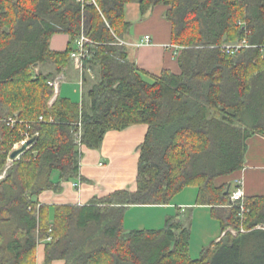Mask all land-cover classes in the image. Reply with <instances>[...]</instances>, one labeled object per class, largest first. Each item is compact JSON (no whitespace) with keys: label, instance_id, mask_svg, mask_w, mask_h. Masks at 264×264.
I'll list each match as a JSON object with an SVG mask.
<instances>
[{"label":"trees","instance_id":"16d2710c","mask_svg":"<svg viewBox=\"0 0 264 264\" xmlns=\"http://www.w3.org/2000/svg\"><path fill=\"white\" fill-rule=\"evenodd\" d=\"M133 1L0 0V264H36L40 243L46 264H264V195L245 197L240 216L225 194L229 183L215 185L242 168L247 139L264 135V0H137L142 16L166 7L171 43L181 47L180 72L158 77L117 43L130 28L124 9ZM81 33L96 44L84 67L98 80L80 104L57 96L49 105L47 82L70 64ZM55 34L69 37L65 51L50 50ZM242 40L249 47L221 52ZM47 62L52 73L35 72ZM13 116L22 123L9 127ZM133 125L147 126L136 189L56 207L50 223L36 198L59 189L52 174L85 181L82 147L97 150L107 132ZM24 132L35 141L7 166ZM187 187L197 188L198 205L213 207L223 231L236 233L192 260L179 214L157 231L124 232L128 207L170 205Z\"/></svg>","mask_w":264,"mask_h":264},{"label":"crops","instance_id":"0c3cea01","mask_svg":"<svg viewBox=\"0 0 264 264\" xmlns=\"http://www.w3.org/2000/svg\"><path fill=\"white\" fill-rule=\"evenodd\" d=\"M165 11L166 7L159 5L142 16L137 0L127 4L124 9V21L130 24L123 40L128 58L140 70L154 77L160 76L164 71L174 74L180 72L177 62L178 54L176 55L169 47L173 45L171 43V25L165 18ZM145 36L150 37L149 44L142 43ZM68 42L67 35L55 34L50 38L49 48L53 52H63L67 49ZM34 70L36 73H52L53 66L47 62ZM56 76H62L59 79L57 96L61 97L62 83L72 80L79 85L82 98L88 83L82 84L83 91L80 90L82 77L71 59L70 64ZM56 76L51 80L57 79ZM80 102L81 100L77 103L80 104ZM146 132V125H133L121 131L107 132L97 150L82 147L80 176L85 181L59 182L58 173H53L51 181L53 184L59 183V189L46 190L36 198L39 205L47 209L50 223L53 222L56 207H83L93 199L102 198L114 191L124 189L134 191L139 158L138 148L142 144ZM225 183H229L231 191L236 187H241L244 198L264 195L263 134L255 133L247 139L243 165L239 171L215 181L216 186ZM197 193L196 187H187L173 199L170 205L128 207L123 216L124 232L160 230L164 227L168 217L184 214L186 211L183 212L182 209L189 210L188 213L192 215V258H190L192 260L199 259L205 249L212 251L216 247L222 240L225 231L222 230L220 220L215 216L213 207L196 203ZM190 241L191 238H189V253ZM43 250V245L38 244L36 264H46L44 263ZM198 255L199 257L196 258ZM50 264H64V262L54 261Z\"/></svg>","mask_w":264,"mask_h":264},{"label":"built area","instance_id":"2783aa9c","mask_svg":"<svg viewBox=\"0 0 264 264\" xmlns=\"http://www.w3.org/2000/svg\"><path fill=\"white\" fill-rule=\"evenodd\" d=\"M77 2L83 3L84 0H76ZM94 2V0H92ZM239 24V23H238ZM118 45H124L123 40H117ZM142 43L144 44H149L150 43V37L145 36L142 40ZM96 46V44L91 41L89 38H87L84 33H81L78 38L75 39L74 41V48L73 51L70 53V59L72 60L74 67L76 68L77 71L80 72L81 77L83 74H89L91 76V71L89 69H85L84 67V62L90 58L91 51L92 49ZM170 49H172L173 52L178 54V52L181 50V47L176 46V45H170ZM249 47L248 43L246 40H242L240 42H235V43H229V44H223L220 49L221 52L225 55H234L238 51L242 50L243 48ZM93 76H91L92 78ZM48 86L52 88L53 90V98L57 97L58 92H59V79H54V80H49L47 82ZM82 80L80 82V90L82 89ZM82 92V91H81ZM39 121H43L42 117H39ZM5 124L9 127H15L17 124H21L22 122L19 121L16 116L9 117L6 119ZM33 136L30 135L29 133L24 132L23 133V139L16 143L13 146L12 150H16L20 148L26 141L32 139ZM28 149V148H27ZM11 162V160H8ZM78 185V184H76ZM230 198V203L231 204H238L239 211H240V216H242L244 212V192L241 187H236L233 191L230 192L229 195ZM50 232V231H49ZM240 232H243V229H240ZM51 238L49 237L47 241H50Z\"/></svg>","mask_w":264,"mask_h":264},{"label":"rangeland","instance_id":"374dc122","mask_svg":"<svg viewBox=\"0 0 264 264\" xmlns=\"http://www.w3.org/2000/svg\"><path fill=\"white\" fill-rule=\"evenodd\" d=\"M79 74H80V72H79ZM94 74H95V77L93 76V73L91 74V76H93L94 78L93 77L91 78V76L89 74H86V77L88 78V87H87V89L90 86H92V84H94L98 80L97 74L95 72H94ZM56 77L58 79L62 78V76H56ZM82 91H83V88H82ZM60 96L61 97H67V98L71 99L72 101L79 102L81 100V93L79 91V85L77 83H75V81L66 80L61 85ZM55 99H56V97H55ZM55 99L52 97V100L50 101L49 105ZM9 165H10V162H7V166H9ZM230 192H231V190H230ZM182 211L183 212L186 211L184 214L180 215L181 216L180 219H181V222L183 223L184 226L189 227L190 238H191V241H190V253L189 254H190V257L192 258V215L190 213H188V212H190L189 210L182 209ZM235 233H236V230H234L233 228L232 229L231 228H226L224 235H233ZM198 257H199V255L196 256V258H198Z\"/></svg>","mask_w":264,"mask_h":264},{"label":"water","instance_id":"95a60500","mask_svg":"<svg viewBox=\"0 0 264 264\" xmlns=\"http://www.w3.org/2000/svg\"><path fill=\"white\" fill-rule=\"evenodd\" d=\"M35 139L32 138L28 141H26L20 148L13 150L9 156L10 160H15L18 158L19 155H21L30 145L34 143ZM230 190V186L227 187L225 194L228 195Z\"/></svg>","mask_w":264,"mask_h":264}]
</instances>
